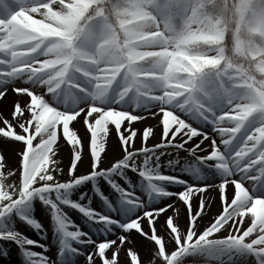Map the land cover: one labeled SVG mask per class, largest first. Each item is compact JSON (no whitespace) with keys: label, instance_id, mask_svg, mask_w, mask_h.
<instances>
[{"label":"snow or ice","instance_id":"6c2138e0","mask_svg":"<svg viewBox=\"0 0 264 264\" xmlns=\"http://www.w3.org/2000/svg\"><path fill=\"white\" fill-rule=\"evenodd\" d=\"M0 122V257L264 264V0H0Z\"/></svg>","mask_w":264,"mask_h":264},{"label":"rangeland","instance_id":"374dc122","mask_svg":"<svg viewBox=\"0 0 264 264\" xmlns=\"http://www.w3.org/2000/svg\"><path fill=\"white\" fill-rule=\"evenodd\" d=\"M35 18L36 19H40V16L38 14H36ZM151 119H155V118L148 117V120H151ZM137 123H139V122H137ZM0 126H4L2 122H0ZM34 143H35V141H34ZM64 163H65V158L61 157V165L60 166L63 167ZM58 175H59V173H58ZM133 179H134V181H138L139 178L134 176ZM89 187H90V185H89ZM72 196L75 199L78 196V192H74L72 194ZM37 204H39V202H37ZM94 204H95V201H94ZM257 211H258V214H264V208H259ZM34 212H36L37 216H38L37 209L34 208ZM216 212L215 213L213 212V213L209 214L208 220L213 215H215ZM68 213L72 217L73 220H75L77 223H79L81 225V227L85 228L86 230L91 227L87 223V220L83 219L81 214L76 209H74V208L73 209H69ZM48 225L51 226V218L50 217H49ZM203 226L201 228H203ZM17 227L20 228L22 231H24L25 235L29 236L31 239H33V240H41L43 243H48L49 244V253H54L56 251L57 246H58V240H57V237L55 235H53L51 232H47L45 234L44 238L42 239L40 237V235H39L40 234L39 232L33 230L28 225H24L22 222L18 221L17 222ZM93 231H95V229H93ZM7 247L9 249L10 255L8 257H6V258L5 257H0V264H10V262L13 259L19 260L21 262V264H24V254L22 253L21 249L19 247H17L14 242H11V241L8 242ZM34 250L37 253L43 252V248H39V247H36ZM199 264H203V262L201 261V262H199Z\"/></svg>","mask_w":264,"mask_h":264},{"label":"bare ground","instance_id":"6f19581e","mask_svg":"<svg viewBox=\"0 0 264 264\" xmlns=\"http://www.w3.org/2000/svg\"><path fill=\"white\" fill-rule=\"evenodd\" d=\"M10 99H11V97H10ZM147 122L149 124H156V119L147 120ZM2 144H3V141H0V145H2ZM3 150H4L3 147H0V151H3ZM189 159H190V157H189ZM198 195L199 194H197V196L193 197L194 206H195V203L197 201ZM211 199H212V204L210 206L209 214H211L213 212L215 213L218 210H222L221 209V205H220V201L217 198L215 192L211 193ZM169 214H174V219L179 218V223L181 224V226H183L185 224V209H184V207L182 205L178 206L177 208L170 209L169 210ZM209 214L205 215L204 220H202L200 222L201 223V227L208 221ZM245 221L247 222V217H245ZM142 255H143V253H142Z\"/></svg>","mask_w":264,"mask_h":264}]
</instances>
